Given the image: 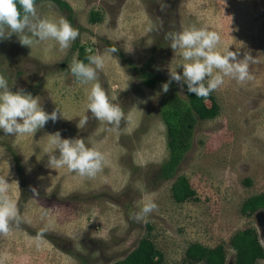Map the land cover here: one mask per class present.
<instances>
[{"label":"rangeland","instance_id":"rangeland-1","mask_svg":"<svg viewBox=\"0 0 264 264\" xmlns=\"http://www.w3.org/2000/svg\"><path fill=\"white\" fill-rule=\"evenodd\" d=\"M64 1L72 8L71 25L79 31L69 48L61 50L55 41L22 46L15 34L0 40V74L11 90L38 97L48 113L61 112L55 123L48 121L35 134L7 136L0 130V176L11 183L10 195L23 217L18 228L0 235V264H112L142 238L161 254L160 264H184L194 242L221 244L225 264H233L230 238L245 228H254L264 247V209L251 215L241 210L246 198L264 193V0H225L226 6L223 0ZM35 4L42 18L69 15L53 0ZM91 11L99 13V21H90ZM191 25L219 32V48H241L240 58L250 51L256 61L250 65L254 79L239 84L225 77L210 93L217 115L197 121L192 146L175 177L162 180L158 170L167 148L158 115L159 87L145 86L117 52L107 49L116 46L132 62L148 63V70L169 79V70H176L182 57L163 33ZM75 42L105 58L97 82L125 113L118 129L96 120L86 108L91 83H79L69 71L78 54ZM177 72L182 74V68ZM206 102L211 103L209 96ZM85 115L87 123L77 127ZM57 131L62 138H82L105 154L96 177L47 166L44 148L48 134ZM179 176L194 191L182 203L171 192ZM145 197L157 209L134 222L130 214L139 211ZM42 229L43 239L37 242Z\"/></svg>","mask_w":264,"mask_h":264},{"label":"clouds","instance_id":"clouds-1","mask_svg":"<svg viewBox=\"0 0 264 264\" xmlns=\"http://www.w3.org/2000/svg\"><path fill=\"white\" fill-rule=\"evenodd\" d=\"M223 6H226L225 0ZM13 34L22 46L31 48L34 43L55 41L61 50L69 48L79 37L78 29L66 18H42L35 0H0V40L10 39ZM163 39L174 52L180 50L182 57L176 70H169V80L161 86L164 93L169 91L171 83L175 81L181 88L186 84L187 91L196 97L207 98L225 83V77L239 84L254 79L250 65L256 61L251 52H243L240 58L241 48L236 51L230 50V46L220 49L222 37L215 30L191 25L182 27L180 31H165ZM107 51L113 54L118 49L113 46ZM87 61L85 63L73 58L69 71L79 83H91L86 94V108L92 116L118 129L125 113L97 82V71L105 67V58L102 54L88 55ZM178 68H182V74L177 72ZM58 113L61 114L58 108L51 113L46 112L38 97H33L23 89L12 91L7 78L0 74V130L5 135L35 134L48 121L55 123L59 118ZM87 120L85 115L77 127L87 123ZM48 137L44 152L48 156L49 168L66 167L70 172L87 178H94L102 171L105 154L95 146L86 145L84 139L62 138L59 131L48 134ZM13 182L18 186V182ZM10 186L6 176H0V235H7L13 227L18 228L23 222L17 202L10 195ZM32 192L34 196L38 195L35 188ZM156 209V203L150 197H145L142 207L131 213L130 218L137 223L143 222ZM44 231L37 232V242L43 239Z\"/></svg>","mask_w":264,"mask_h":264},{"label":"trees","instance_id":"trees-1","mask_svg":"<svg viewBox=\"0 0 264 264\" xmlns=\"http://www.w3.org/2000/svg\"><path fill=\"white\" fill-rule=\"evenodd\" d=\"M53 1L61 9L69 11L67 19L73 24V19L70 15L72 12L70 4L64 0ZM98 14L97 11H91L90 21H99L101 17ZM109 47H113V45L109 44ZM73 48H77L76 59L87 63V56L91 54L85 52L84 48L79 46L78 43L76 44V42L73 44ZM117 53L145 86L150 88L159 87L161 100L158 105V115L165 126L167 157L158 170V178L172 180L177 173V167L181 163L184 154L192 146L197 121L214 118L219 110L218 105L212 96L209 95L211 103L208 104L206 98L196 97L194 93H189L186 84L181 88L175 81L171 83L169 91L164 93L161 86L163 83L168 82L169 79L148 70V63L137 64L132 62L119 49ZM14 160L17 163L15 157ZM247 182L249 183L248 180ZM171 192L174 201L177 203L185 202V200L194 195L189 181L183 176H179L174 180ZM259 209H264V193L249 196L241 207L242 213L245 215H251ZM230 246L235 251L233 264H257L259 260L262 261L261 264H264V247L260 244L254 228H245L236 232L230 238ZM185 255V263L225 264L226 261L225 252L221 244L215 247H206L194 242L187 247ZM161 257L154 245L147 238H142L135 249L112 264H160Z\"/></svg>","mask_w":264,"mask_h":264}]
</instances>
